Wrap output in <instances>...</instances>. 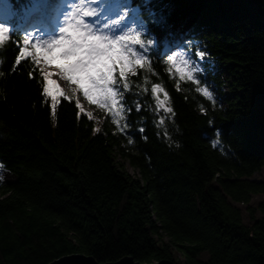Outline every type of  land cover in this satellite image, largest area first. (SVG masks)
Here are the masks:
<instances>
[{
	"label": "trees",
	"instance_id": "trees-1",
	"mask_svg": "<svg viewBox=\"0 0 264 264\" xmlns=\"http://www.w3.org/2000/svg\"><path fill=\"white\" fill-rule=\"evenodd\" d=\"M0 2L15 18L25 8ZM132 2L145 32L118 47L127 59L111 66L112 101L92 98L107 111L101 129L76 99L57 109L33 58L14 66L19 29L0 35V166L14 176L0 180V264L73 253L149 264L174 261L172 250L184 264H264V200L249 205L264 194V0ZM181 38L224 68L225 107L209 83L220 74L172 73L176 52L196 50Z\"/></svg>",
	"mask_w": 264,
	"mask_h": 264
},
{
	"label": "snow or ice",
	"instance_id": "snow-or-ice-1",
	"mask_svg": "<svg viewBox=\"0 0 264 264\" xmlns=\"http://www.w3.org/2000/svg\"><path fill=\"white\" fill-rule=\"evenodd\" d=\"M65 32L69 33V36L43 47L39 45L34 48L26 47L30 42L25 40L23 46L19 48L18 60L14 61V66H19L26 58H33L40 79H47L50 99L56 101L57 109L62 101H71V97L52 79L53 73L48 70L50 67L57 69L55 75L61 80L74 85V92L82 93L85 98L87 96L97 99L98 102L107 106L114 96L108 85L115 82L118 74V71L110 65L115 64L117 61L123 64L127 59L126 54L117 47L107 51L103 46L93 42L81 47L78 43L80 34L76 29L70 27L65 29ZM0 33H2L4 40L8 39L7 29H0ZM136 65L137 67L145 66L140 61H136ZM170 67L177 78L182 77L183 80L190 81V74L185 71L187 65L183 59L174 60ZM128 71L133 76L138 75L135 68H129ZM29 78H34L33 73H30ZM160 92L154 97L159 101V107H163L166 100L165 97L164 100H159L158 94ZM81 109L83 107L80 104V108L77 109L80 117L88 118L85 115L86 112L81 111Z\"/></svg>",
	"mask_w": 264,
	"mask_h": 264
},
{
	"label": "bare ground",
	"instance_id": "bare-ground-1",
	"mask_svg": "<svg viewBox=\"0 0 264 264\" xmlns=\"http://www.w3.org/2000/svg\"><path fill=\"white\" fill-rule=\"evenodd\" d=\"M41 2L42 3L36 4L35 9H33L34 11L32 12V14L35 16L33 20L30 18V12L25 10L23 6L18 5L19 12H26V14H24L23 16L22 25L19 30L23 33V37H33V40H38L41 43V46L51 45L55 41L67 37L64 32V29L70 27L76 29V31L80 34L81 39L83 34L85 32H88L91 28V18L99 9L98 5L95 4V0H41ZM115 2L119 4L116 7ZM71 3H74L73 18L69 13ZM125 3L129 5L128 9L122 6ZM2 9L0 8V11H2ZM121 9L124 10V15L121 13ZM101 11L102 13L100 14V17L105 16L104 19L107 20L108 25L111 28H114L115 31H117V40H113L109 44V46H111L110 51L114 47L118 48L121 44V41L128 40V38L132 35L133 31H139L140 33L145 32V26L141 21L142 19L140 20L139 16L137 15V9L133 6L132 0H102ZM38 12L43 14L42 19ZM11 14H15V12H11L10 15ZM17 14L18 12L16 13V15ZM134 19H138L143 28H138V26L134 25ZM0 22L3 23V21ZM39 23H42L43 27H41V29L44 28L43 30H37L33 28L35 24ZM32 29L33 31L40 30L41 34H33L32 32H28V30L31 31ZM91 36L95 37L97 36V34L91 33ZM179 41L181 43H195L194 47L196 48V50L193 53L189 50L185 52H189L194 57L196 56L195 54L199 51L197 41L195 42L194 40H192L188 42L186 39L183 38H181V40ZM203 52L207 54L206 51ZM184 53L178 51L176 52V55L179 56L180 59H183ZM186 65V68H191L190 61H187ZM111 66L112 65H110V67ZM53 78L58 79L59 77L54 75L52 79ZM96 105L101 106L97 102Z\"/></svg>",
	"mask_w": 264,
	"mask_h": 264
},
{
	"label": "rangeland",
	"instance_id": "rangeland-1",
	"mask_svg": "<svg viewBox=\"0 0 264 264\" xmlns=\"http://www.w3.org/2000/svg\"><path fill=\"white\" fill-rule=\"evenodd\" d=\"M100 1L101 0H95V4L98 5L99 9L91 18V21H92L90 24L91 28L89 29L88 32H85L83 34L81 39H79L78 43L81 47H85L89 42H93V43H96L97 45L103 46L105 50L109 51L108 45L113 40L114 41L117 40L116 39L117 31H115L114 28H111L108 25L107 20L104 19L105 16L100 17V14L102 13ZM118 5L119 4L115 2V7ZM122 6H124V8L126 7V9L129 8V5L127 3L123 4ZM0 8L1 9L3 8L2 11H0V17L3 18L4 20L7 17V9L4 6L2 7L1 5H0ZM73 8H74V3H71L69 13L72 18L74 17ZM133 23L134 25L138 26V28H143V26L141 25L138 19H134ZM4 25L5 24L0 22V29H7V26L6 25L4 26ZM31 32L33 34H36L35 31H31ZM91 33H96L97 36L92 37ZM65 34L66 36H69V33L65 32ZM28 38H29L28 41L30 43L29 45H27V47L34 48L37 45L41 46V43L38 40H33V37H29V36ZM195 55L196 56L194 57L189 52H185L183 55V60L186 63L187 61H190L191 71L203 72L205 70H210L212 75L220 74V79H221L222 84L220 85L219 88L213 85V82H209V83H210L211 91L213 92L214 97H215L214 99H216L219 104L225 107L226 99L232 98L234 95L233 89L229 85V79L227 78V73L225 72L223 67L218 65L215 59L210 58L207 54H205V52L198 51ZM48 70L53 73V76L57 72V69L55 67H50ZM53 79L59 84V86L65 91L67 95H69L73 99H76L82 105L83 109H85L90 114V116L95 120L96 127L98 129H101L103 125L102 123L107 113L106 109H103L102 106H97L96 102H94L91 97L86 96L85 98L82 93L74 92L73 91L74 85H71L66 81H63L60 78L58 79L53 78ZM116 160H120L121 162H123L124 170L127 173H129L132 176L138 175V171L135 169H132V167L128 164V162L121 160L118 155H116ZM262 177H263L262 172H256L253 174V178L260 179ZM0 179H2L3 181H11L14 179V176L9 171H7L6 169L0 166ZM262 200H264V194H254L251 196L249 205H251V207H257L258 203ZM238 206L240 207L241 212H242L241 214H242L243 222L245 224H251L252 219L250 218V215L248 214L246 210V206L241 203L238 204ZM255 216L256 217L260 216L258 211L255 213ZM153 217L155 218L154 215ZM172 254H173L174 262L176 264L185 263L184 259L175 250H172ZM200 258L205 259L206 254L202 253Z\"/></svg>",
	"mask_w": 264,
	"mask_h": 264
},
{
	"label": "water",
	"instance_id": "water-1",
	"mask_svg": "<svg viewBox=\"0 0 264 264\" xmlns=\"http://www.w3.org/2000/svg\"><path fill=\"white\" fill-rule=\"evenodd\" d=\"M49 264H148V263H140L133 260L131 257H122L117 261L113 262H99L95 260L92 256L86 255L83 253H73L64 255L58 259L53 260ZM149 264H176L174 261L169 259H163L154 263Z\"/></svg>",
	"mask_w": 264,
	"mask_h": 264
}]
</instances>
